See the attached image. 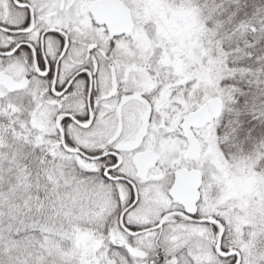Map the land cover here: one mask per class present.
<instances>
[{"label": "snow or ice", "instance_id": "6c2138e0", "mask_svg": "<svg viewBox=\"0 0 264 264\" xmlns=\"http://www.w3.org/2000/svg\"><path fill=\"white\" fill-rule=\"evenodd\" d=\"M0 264H264V0H0Z\"/></svg>", "mask_w": 264, "mask_h": 264}]
</instances>
